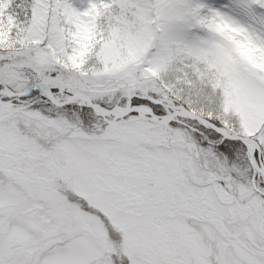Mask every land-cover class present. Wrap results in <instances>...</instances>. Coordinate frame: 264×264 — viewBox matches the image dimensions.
Instances as JSON below:
<instances>
[{
  "label": "snow or ice",
  "instance_id": "6c2138e0",
  "mask_svg": "<svg viewBox=\"0 0 264 264\" xmlns=\"http://www.w3.org/2000/svg\"><path fill=\"white\" fill-rule=\"evenodd\" d=\"M0 264H264V0H0Z\"/></svg>",
  "mask_w": 264,
  "mask_h": 264
}]
</instances>
